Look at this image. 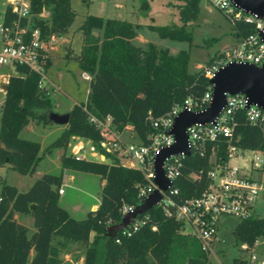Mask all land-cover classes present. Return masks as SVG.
Segmentation results:
<instances>
[{
  "label": "trees",
  "instance_id": "1",
  "mask_svg": "<svg viewBox=\"0 0 264 264\" xmlns=\"http://www.w3.org/2000/svg\"><path fill=\"white\" fill-rule=\"evenodd\" d=\"M177 1L183 2L179 5L183 24L197 17L200 0ZM142 7L148 8L147 0H143ZM43 11L48 12L47 18L41 17ZM75 17L71 0H31L28 23L30 27H38L41 36L47 38L51 34H66ZM15 19L17 16L6 7L4 24L10 25ZM26 23L27 18L20 19L21 25ZM156 28L161 36L188 41L192 38L184 26ZM78 30L81 48L73 58L90 75L87 100L72 106L68 124L41 154L40 143L21 138L19 132L31 121L54 124L48 118L53 104L39 86L41 75L28 66L16 65L17 73L9 75L0 107V166L8 165L21 175H31L44 153H51L57 147L65 149L74 136L88 139L108 161L63 152L60 165L62 170L88 172L105 180L100 202L84 218L74 219L59 205L61 173L42 174L25 191L0 178V264H71L60 256V250L68 243H74V249L83 252V264H207L208 255L199 241L182 232L184 224L175 218V208L206 190L211 153L217 162L227 161L229 144L264 153L262 127L247 122L245 112L236 110L230 142L226 138L207 142L204 155L193 150L183 158L180 175L173 184L177 193H170L174 204L168 206L169 213L164 206L155 205L132 220L138 225L128 236L118 232L109 239L107 227L121 220L122 206L138 203V188L146 181L140 171L123 165L116 153L100 146L103 137L89 122V116L99 119L110 116L117 130L130 126L147 143L154 132L151 119L164 115L173 104L187 98L201 99L210 83L204 67L188 71L186 51L171 54L167 48H157L151 43L135 45L132 40L137 31L131 22L88 14ZM253 31V25L248 22L231 24L234 37ZM50 65L47 56L45 69ZM15 213L33 219L35 230L31 235L27 226L14 218ZM232 234L236 242L251 247L257 238L264 237V216L239 220ZM30 251L33 255L29 259ZM233 262L244 264L237 258Z\"/></svg>",
  "mask_w": 264,
  "mask_h": 264
},
{
  "label": "built area",
  "instance_id": "2",
  "mask_svg": "<svg viewBox=\"0 0 264 264\" xmlns=\"http://www.w3.org/2000/svg\"><path fill=\"white\" fill-rule=\"evenodd\" d=\"M208 1L219 8L231 24L236 21L248 22L253 25L254 31L241 37H235L233 45L214 54L209 63L204 66L205 76L208 79L213 78L216 72L229 63L261 66L264 63V38L262 36L264 34V17L238 8L232 0ZM5 4V9L8 7L17 16V19L10 25H6L3 21L5 9L0 15V67L6 66L15 70L16 65L28 66L41 75L39 83L41 87L44 82V60L56 40V35L51 34L47 38H43L38 27H30L28 22L31 17V0H5ZM22 18H27L25 25L20 24ZM83 75L90 80L87 73ZM8 77L9 74L0 75L1 92H4L2 85L7 84ZM211 100L212 86L210 85L201 99L187 98L181 103L173 104L164 115L151 119L154 132L149 135L147 143H143L130 126H126L122 131L117 130L110 116L105 119L89 116V122L101 132L103 137L100 146L106 151L116 152L123 165L142 173L146 183L138 188V202L157 188L154 182L155 157L161 149L174 143V137L170 134L174 118L183 110L204 111ZM240 109L245 112L247 122L259 125L264 131V109L256 104H248V97L245 94H226V104L212 123L194 124L186 129L190 154L194 150L199 155H204L206 143L219 138H226L230 142L234 128L233 114ZM124 131L127 132L128 137L135 134L139 139L138 142L125 141L122 138ZM79 148L78 145L74 146L77 151ZM227 150L228 159L226 162H217L214 153L210 154V167L206 172L209 184L206 190L199 197L186 199L182 204L176 206L174 213L175 218L188 227L187 234L199 241L201 249L207 253L208 258L215 256L214 246L218 241V224L221 216L234 215L240 220L258 217L256 214L257 200L260 198L264 202V182L251 177L254 170L264 169V153L258 150L241 149L232 144H229ZM74 151L73 154L83 157ZM238 152H249L253 157L244 159L238 156L242 162L230 164V159L238 155ZM184 157H186L184 153L170 155L162 165L164 175L171 183L167 192H161L162 199L159 202L164 206L166 213H169L168 206L174 204L170 193H177V190L173 189V184L180 175ZM192 176L195 177L196 174H192ZM63 192L64 189L60 187L58 193L62 194ZM134 208L135 206H122V217L127 212L133 211ZM137 225L136 222H132L129 228L125 227L119 232L128 236L132 230L137 228ZM261 238H257L251 247L243 243V248L249 251V255L247 258L237 259L244 261V264H264V255L257 249L258 246L264 244ZM116 241L119 240L116 239ZM231 264L239 263L232 262Z\"/></svg>",
  "mask_w": 264,
  "mask_h": 264
},
{
  "label": "rangeland",
  "instance_id": "3",
  "mask_svg": "<svg viewBox=\"0 0 264 264\" xmlns=\"http://www.w3.org/2000/svg\"><path fill=\"white\" fill-rule=\"evenodd\" d=\"M147 1L148 8L144 9L142 7L143 0H72V7L76 12V17L69 29V33L62 35L60 39H67V41L62 46L60 45L56 54L55 45H57V42L54 41L52 48L49 49V52H54L51 65L43 72L44 82L41 90L47 95L49 93L53 104V112L59 114L67 113L75 103H84L87 100L89 79L84 77L83 74L86 72L79 67L78 62L73 58L77 53H73V49L68 46L71 43L72 48L76 51L80 50V31L75 30L87 14L100 16L105 19H119L131 22L137 31L136 37L132 40L135 45L146 46L151 43L157 48H167L171 54H177L181 50L186 51L189 58V72H194L204 67L213 53L227 49L235 43V37L231 34L230 21L219 8L212 5L208 0L199 1L197 17L189 20L186 24H183L179 15V5L183 3L182 1ZM5 6V0H0V15L3 14ZM47 16L46 11L41 13V17L47 18ZM163 26L169 28L184 26L187 31L191 32L192 38L188 41L161 36L156 27ZM95 33L100 34L98 31H95ZM69 49L70 52H68ZM48 56L50 57L49 53ZM9 71L11 74L14 73L13 69H9L6 66L0 67V75H7ZM2 90H5L4 86ZM2 100L3 93L0 91V105ZM61 127H65V125ZM60 134V125L49 126L36 123L35 121L29 122L19 132L21 138L39 142L41 154L44 148ZM122 138L125 141L138 142L139 140L135 134H131V137H128L125 131L122 134ZM75 145L80 147L79 151L74 149ZM73 151L85 155L88 159L108 161L93 148L90 140L75 137L69 141L65 149L57 147L51 153H44L43 158L31 175H21L9 168L8 165H5L0 166V178L8 184L17 186L19 189L27 190L29 184L42 174H60L62 171L60 165L61 154L63 152L73 153ZM110 153L114 154L116 152L111 151ZM238 156L244 159L253 157L249 152H238V155L230 159V164L241 163L242 160H239ZM67 173L64 172V174ZM73 175L74 177L69 179L63 186L65 194L62 195L61 205L65 208H73V218L81 219L85 216V211L89 210L91 204L100 200V179L98 175L88 172H74ZM251 177L257 181L264 182V169L254 170L251 173ZM66 202H70L71 205ZM256 206L257 216H264V202L260 198L257 200ZM239 220L240 218L234 215L221 216L218 224V241L214 246L215 256H209L208 264H231L234 258L248 257L249 251L243 248V243L236 242L232 234V229ZM20 222L27 226L28 235H31L35 230L33 219L27 216ZM182 232L188 233V227L184 226ZM261 241L264 242L263 237ZM74 247V243H68L60 250V256L64 261L70 262L67 255L74 262L83 256V252H77ZM262 248H264V244L258 246L257 249L259 253L264 255V249ZM31 257L32 251L29 259Z\"/></svg>",
  "mask_w": 264,
  "mask_h": 264
},
{
  "label": "water",
  "instance_id": "4",
  "mask_svg": "<svg viewBox=\"0 0 264 264\" xmlns=\"http://www.w3.org/2000/svg\"><path fill=\"white\" fill-rule=\"evenodd\" d=\"M232 1L238 8L264 17V0ZM262 36L264 38V34ZM209 83L212 86V100L209 106L201 112L183 110L174 118L170 130V134L174 137V143L161 149L155 157L154 182L157 188L138 202L133 211L127 212L118 223L107 227L106 234L109 239H113L119 231L127 227L138 214L145 213L151 207L159 204L162 199L161 192H167L171 186L164 175L163 162L173 154L190 155L186 129L194 124L212 123L226 104V94H245L248 97V104H256L264 109V63L261 66L229 63L216 72L214 77L209 79ZM6 87L7 84L4 85L5 90ZM69 117V112L63 114L51 112L48 115V118L56 125H67Z\"/></svg>",
  "mask_w": 264,
  "mask_h": 264
},
{
  "label": "crops",
  "instance_id": "5",
  "mask_svg": "<svg viewBox=\"0 0 264 264\" xmlns=\"http://www.w3.org/2000/svg\"><path fill=\"white\" fill-rule=\"evenodd\" d=\"M71 6H72V0H71ZM73 8V7H72ZM74 9V8H73ZM45 12V11H44ZM46 13L48 14V12L46 11ZM88 15V14H87ZM84 19V18H83ZM82 22V21H81ZM81 24V23H80ZM79 24V25H80ZM79 25L77 26V28H76V30L75 31H78V27H79ZM70 29V28H69ZM69 33V30H68V32L66 33V34H64V35H67ZM80 38H81V33H80ZM61 39V36H56V42H57V45H55V54H56V52H58V49H59V47H60V45L62 46L63 45V43L64 42H66L67 41V39H62V40H60ZM60 40V41H59ZM70 43V42H69ZM68 46H70L71 47V49H73V53H79V51H76L74 48H72V46H71V43L70 44H68ZM80 48H81V46H80ZM49 54H50V60L52 59V54H54V52L53 51H51V52H49ZM51 62H52V60H51ZM9 68V67H8ZM9 69H11V68H9ZM47 69V68H46ZM14 73L16 74L17 72L14 70ZM13 73V74H14ZM9 75L11 74V72L9 71V73H8ZM3 86L4 85H2V88H3ZM4 92H5V90H4ZM4 92H2L3 93V97H4ZM48 96H49V93H48ZM3 101V100H2ZM1 104H2V102H1ZM0 107H1V105H0ZM55 111V110H54ZM54 125H56V124H52V125H49V126H54ZM62 125H60V131L62 132L63 130H64V128L65 127H61ZM75 137H78V136H74V137H72L71 139H74ZM70 139V140H71ZM81 156H83V157H85V155H83V154H80ZM86 158V157H85ZM98 161H100V160H98ZM102 161H104V160H102ZM237 163V162H236ZM64 172H68L67 174H64ZM74 172H78V171H72V170H67V169H63L62 171H61V174H62V176H63V183H62V185L60 186V187H62L63 188V186L67 183V181L69 180V179H72L73 177H74ZM99 177V176H98ZM99 179H100V181H99V184L101 185V187L103 186V184L105 183V180H102L100 177H99ZM34 181V180H33ZM33 181L29 184V186L33 183ZM28 186V187H29ZM17 187V186H16ZM27 187V188H28ZM18 188V187H17ZM64 189V188H63ZM18 190H20V191H25V190H22V189H19L18 188ZM65 194V190H64V192L62 193V194H59V205L64 209V210H66L67 212H68V214L73 218V216H72V213H73V208H70L69 206V208H65L64 206H62L61 205V203H62V195H64ZM99 202H100V200L97 202V203H93V204H91V206H90V208H89V210H86L85 211V213L87 214L89 211H93V210H95L96 208H97V206H98V204H99ZM67 203V202H66ZM68 205H71L70 204V202L69 203H67ZM86 214H85V216H86ZM84 216V217H85ZM27 217V215H22V214H19V213H15L14 214V218L18 221V222H20V220H22V219H25ZM83 217V218H84ZM75 219V218H74ZM82 219V218H81ZM21 223V222H20ZM23 224V223H22ZM25 225V224H24ZM77 252H79L78 250H76ZM30 253H31V251H30ZM32 255H33V251H32ZM67 258H68V260L71 262V264H83V256L79 259V260H77V261H73L71 258L69 259V256L67 255Z\"/></svg>",
  "mask_w": 264,
  "mask_h": 264
}]
</instances>
